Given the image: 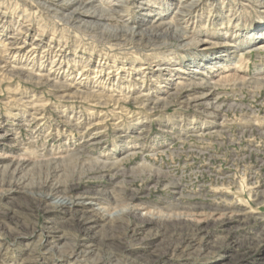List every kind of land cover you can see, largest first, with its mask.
Returning a JSON list of instances; mask_svg holds the SVG:
<instances>
[{
  "label": "rangeland",
  "instance_id": "obj_1",
  "mask_svg": "<svg viewBox=\"0 0 264 264\" xmlns=\"http://www.w3.org/2000/svg\"><path fill=\"white\" fill-rule=\"evenodd\" d=\"M187 1L0 0V264H264V0ZM155 18L190 38L122 30Z\"/></svg>",
  "mask_w": 264,
  "mask_h": 264
},
{
  "label": "bare ground",
  "instance_id": "obj_2",
  "mask_svg": "<svg viewBox=\"0 0 264 264\" xmlns=\"http://www.w3.org/2000/svg\"><path fill=\"white\" fill-rule=\"evenodd\" d=\"M55 2V5H57L58 7L61 6L65 9H69L70 11L67 12L66 14H64L63 12V17L62 20L67 22V23H73L74 19H77V21L80 23V25H84L85 27H93V26H97L100 27L102 29H108L109 28V21L116 19L119 17V13L124 11V7H119L116 5L117 8L113 7L112 9H99L98 5H96L95 3L97 1L100 2V0H53ZM101 3V2H100ZM195 5V4H194ZM189 8H193V0H188L186 3H184L182 6L177 7L176 9V16L174 18L178 19V17H183L185 14L188 13V9ZM90 9H93V11H89ZM82 12V13H81ZM82 14H86L88 17L85 18ZM154 23H150L151 21H149L148 24H145V22L143 23V20H140V22H142V26H134L132 28H127V26H125V22L122 26V30L125 31L126 33H129L132 37L135 35H145L143 33H147L146 35H152V36H156L157 32L159 31L160 34L166 35V36H170V37H176L178 39H186L189 37V35L187 34V32H185V30L183 28H181L178 24H172L171 22H164L161 20H158L157 18L153 19ZM75 21V22H77ZM74 22V23H75ZM115 29V27H112ZM154 30L156 31V33H154ZM191 36V35H190ZM190 38V37H189ZM194 40V39H191ZM256 50L259 51H264V40L259 42L256 46H254ZM209 49V45L206 44L205 48H202V51H207ZM228 53L224 54H218L215 55V60H218L219 62L222 61H227L226 55ZM246 52L240 51L238 53L239 58L245 56ZM238 58V59H239ZM200 82H194L195 86H202L204 85H208L211 88H214L215 84L213 81H211L210 78L203 80V78H199ZM264 79V78H262ZM261 80V79H259ZM263 82V81H262ZM209 96H211V94H203L202 97H195L194 98V105H201V104H205V108L208 109L209 111H218L219 108L221 107L219 104H217L218 102H211V103H205V101H208ZM154 102V101H153ZM152 102V104H153ZM191 103V102H188ZM155 104V103H154ZM27 124V123H26ZM8 132H4L3 134H0V138H8ZM48 161H52V160H48ZM107 163H102V169H105ZM170 182V181H169ZM173 184V189L177 190L178 188V182H171ZM63 186V185H62ZM50 188V187H49ZM181 191V190H180ZM58 194L60 195V202L58 204V206H60L62 209L68 210L69 207L71 205L74 204V200L72 199V197H69L67 194V191L62 190L59 187H54L50 190H47V192L45 194L42 195L43 199H47V198H51L53 196H58ZM134 196L131 198L133 199ZM82 222V220H81ZM80 222V223H81ZM79 223V222H78ZM77 223V224H78ZM87 228L83 227V223H81V226H79L78 229V234L79 237L83 238L85 236H87ZM33 230L31 229V232ZM76 232V231H75ZM86 245L83 243L82 245H80V243H73L70 245L69 250L71 252H74L75 254H85L87 251L85 250Z\"/></svg>",
  "mask_w": 264,
  "mask_h": 264
}]
</instances>
